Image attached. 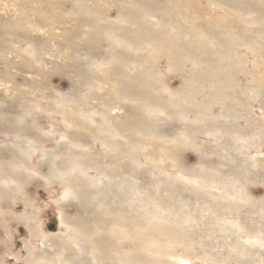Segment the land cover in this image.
I'll list each match as a JSON object with an SVG mask.
<instances>
[{
    "label": "rangeland",
    "instance_id": "374dc122",
    "mask_svg": "<svg viewBox=\"0 0 264 264\" xmlns=\"http://www.w3.org/2000/svg\"><path fill=\"white\" fill-rule=\"evenodd\" d=\"M263 7L264 0H0V264L40 263L46 255L57 260L49 264H119L101 259L75 230L95 217L106 221V206L172 227L143 231L152 248L143 251L147 264H174L172 253L197 264L264 260L255 245L264 241ZM230 49L240 56L229 59ZM215 65L224 80L209 76ZM193 79L205 88L183 101ZM216 93L237 102L236 110L223 112ZM121 122L131 135L125 158L81 137ZM91 152L117 160L119 186L91 169L76 175L100 191L85 205L64 199L67 187L51 162L65 166L73 154ZM125 161L129 171L119 166ZM222 188L245 194V202L223 197ZM24 211L38 221L16 217ZM37 226L45 237L31 239ZM114 238L113 255L128 243Z\"/></svg>",
    "mask_w": 264,
    "mask_h": 264
},
{
    "label": "bare ground",
    "instance_id": "6f19581e",
    "mask_svg": "<svg viewBox=\"0 0 264 264\" xmlns=\"http://www.w3.org/2000/svg\"><path fill=\"white\" fill-rule=\"evenodd\" d=\"M264 10V7L262 8ZM258 10V9H257ZM260 10V9H259ZM258 10V11H259ZM261 12V11H260ZM215 26V25H214ZM171 27V26H170ZM208 29V28H207ZM214 31V30H213ZM217 33V32H216ZM263 36V32L261 33ZM204 35V34H203ZM162 36V35H161ZM207 36V35H206ZM158 37V36H157ZM155 38V37H154ZM160 38V37H159ZM190 38V37H189ZM209 38V37H207ZM157 39V38H156ZM216 39V38H215ZM193 40V39H192ZM236 40V39H235ZM158 41V40H157ZM208 41L212 42V39H208ZM162 42V41H161ZM228 42V40H227ZM169 43V42H168ZM177 43V42H176ZM248 43V42H247ZM178 45V44H177ZM229 45V44H228ZM252 45V44H251ZM160 47L163 48H171L172 45L170 44L169 46H166L165 43L163 42L162 45H160ZM225 47V46H224ZM252 47V46H251ZM174 48L179 49L180 47L176 46ZM250 50H253L256 54L257 57H261V54L259 53L258 50L256 49H252L250 48V44L248 47ZM176 49V50H177ZM183 49V48H182ZM233 49V48H232ZM240 49V48H239ZM168 50V49H166ZM187 50V49H186ZM215 50V49H214ZM235 50V49H234ZM171 51V50H168ZM184 51V50H183ZM231 51V49H230ZM159 52V51H158ZM162 52H164L162 50ZM172 52V51H171ZM177 52V51H176ZM190 52V51H189ZM210 53H212V47L210 48ZM209 53V54H210ZM262 53V52H261ZM196 54V53H195ZM263 54V53H262ZM168 55V54H167ZM221 55V54H220ZM171 56V54H170ZM184 56V55H183ZM186 58L192 61V64L195 65H199L200 64V60L199 57H197L196 55L191 53L185 54ZM228 58L230 59V57H234V56H240L238 51H231L230 55H227ZM226 57V56H222ZM247 57V56H246ZM241 58V57H240ZM234 59V58H233ZM236 59V58H235ZM170 60V58H169ZM240 60V59H239ZM242 60V59H241ZM240 60V61H241ZM171 61V60H170ZM236 62V61H235ZM247 62V61H246ZM232 63V62H231ZM170 64V63H169ZM226 64V63H225ZM238 64V63H237ZM213 65V63H212ZM172 67V65H170ZM175 66V65H174ZM243 66V65H242ZM198 67V66H197ZM200 67V66H199ZM207 68V67H206ZM215 68H217V66H211L210 68H208L206 71L210 70V77L212 76L214 81H220V80H224L225 76L224 75H220L219 73H217L215 70ZM243 68H249L247 66H244ZM241 69V68H240ZM237 71V70H236ZM196 72V71H195ZM249 72V71H248ZM204 73V72H202ZM185 74V73H184ZM213 74V75H212ZM190 75V74H189ZM195 78V77H194ZM198 79V78H197ZM202 80V78H199ZM187 81V80H186ZM199 81V80H198ZM196 82L193 80L189 81L190 85L185 86V90L183 91V95L181 99H183V101H187L188 96H193L194 93H197V90H204L205 87H203L204 83L201 84L200 82ZM256 82H259L258 80ZM188 83V82H187ZM195 83V84H194ZM192 84H194V87H192ZM260 84V83H259ZM121 85V84H120ZM117 86V85H116ZM203 88V89H202ZM220 88V86H214L213 88H211V90L214 92L215 89ZM129 89V88H128ZM182 89V88H181ZM166 91H169L170 93H172L171 90L165 88ZM129 91V90H128ZM135 91V90H134ZM145 91V90H144ZM217 91V90H215ZM140 92V91H139ZM179 92V91H178ZM125 93V92H124ZM211 93V92H210ZM148 94V92H147ZM178 95V94H177ZM210 95V94H209ZM195 96V95H194ZM197 96V94H196ZM229 95H226V97ZM151 97V94H150ZM178 97L180 98V94L178 95ZM214 99L216 100V103H219L223 108L224 111H230L232 110H236V108L238 107V103L231 100V99H223V98H219L218 94H214V96H212ZM230 97V96H229ZM152 98V97H151ZM237 99V97H234ZM233 98V99H234ZM154 99V98H153ZM228 100V101H227ZM240 101V100H239ZM240 103V102H239ZM120 105V104H119ZM187 105V104H186ZM121 106V105H120ZM186 108V107H185ZM230 108V109H228ZM228 109V110H227ZM194 110V109H193ZM225 115V114H224ZM109 118V117H108ZM97 120V119H96ZM117 124V123H116ZM119 124V125H118ZM117 126L115 127H108L107 129H102L103 132L101 135L98 134L97 130H92V132L90 133V135H81L82 136H86V137H90L93 139V141L100 139V141L105 143V147L106 149H111L114 150L113 147H116L117 149L115 151L118 152V154L116 155H120L121 158H125V154L123 152H125L126 147H125V141H127V137L126 136V132L129 131V126L126 123H118ZM143 124V123H142ZM121 125V126H120ZM146 125V124H145ZM97 126V125H96ZM139 128V127H138ZM233 130V129H232ZM133 131V130H132ZM99 132L100 129H99ZM134 132V131H133ZM143 133V132H142ZM81 134V133H80ZM131 134V133H129ZM133 134V133H132ZM144 134V133H143ZM119 135V138H116V136ZM131 136V135H130ZM130 136H129V141H130ZM132 138V137H131ZM122 139V140H121ZM134 140V138H133ZM136 141V140H134ZM96 142V141H95ZM122 145V146H121ZM74 146L76 147H80V145L75 144ZM82 148V147H81ZM79 149V148H78ZM90 148H88L87 150H85L86 152H88ZM79 151H81V149H79ZM93 151V150H92ZM129 152V151H128ZM89 153V152H88ZM92 153V152H91ZM142 153V152H141ZM89 156H85L84 159L79 157V156H75L74 154L72 155V157H69L68 159H65L63 161L67 162L64 163L66 164L65 166L60 165L58 162H54L52 161L51 163L53 164V170L52 173L55 171L60 172V176H61V180L63 181L62 183L67 187V191H65L63 193V198L64 199H69L70 197H74L76 198L78 201H81L84 203V205L86 203L89 202V198L88 195L91 193H95L97 194L98 191H100V189H96V187H92L93 186V181L91 180H87L85 178H83L81 175H76L77 174H85L87 171L91 170V169H95L98 171H101L103 173V175L105 177H107V181L109 184L113 185H117L119 186V183L116 182L114 179L115 177L118 176L119 173L116 172V168H115V164L117 163L113 160L110 159L108 160V162H103L101 161V159L97 160V155L100 156V154L94 152L92 154H89ZM105 156V155H104ZM68 157V156H67ZM102 157V156H101ZM100 157V158H101ZM108 157V156H107ZM119 158V157H118ZM11 160H15V157H12ZM107 161V160H106ZM14 162V161H13ZM119 162L121 163V161L119 160ZM126 162V161H125ZM124 162V164L122 163L121 167H123V169H128L126 171H129V165L127 161L126 163ZM71 171H74V173H71ZM119 172V171H118ZM198 180H194V181H199ZM214 181V180H213ZM207 186H209V184H206ZM116 186V187H117ZM91 187V188H90ZM19 187H16V189L18 190ZM126 188V187H125ZM124 188V189H125ZM212 190V189H211ZM126 191V189L124 190ZM112 192V191H111ZM121 193V195H119ZM112 194H117L119 197V200L121 201V198L124 196V194L122 192H119L117 190L114 191V193ZM142 195V194H141ZM218 195V194H217ZM216 195V197H218ZM220 195H223V197H229L231 198H235L236 202H242L245 200V194L243 193H238L235 196H231V193H229L228 191H226L225 189L223 190V188L220 191ZM222 197V196H221ZM119 201V202H120ZM245 202V201H244ZM121 204V203H120ZM117 203V205H120ZM26 206H28V204H25ZM234 207V206H233ZM106 211H105V215L109 214L111 215V217H106V221H104L103 219H99L98 217H95L94 219L91 220V224L90 225H82L81 222H79L78 227H75V223H73V225H70V228L72 229L73 227H75V230L78 234H80L81 240L82 242L84 240H87V244H89L90 246V250L93 252H97L99 254V257L101 259L104 258H108L111 259L112 257L114 258V260H116L119 264H145L146 262L143 261V251H148L151 250V245L149 242V245L147 243H145L144 239H143V231H153L154 229H160V226L162 228L161 231H163V234H169L171 233V226H165V225H160L159 227L153 224H149L146 223V221H143V218L139 215H135L133 217H131L132 215L126 214L125 212H121L119 210H116L114 208H110L108 206H106ZM124 209V208H123ZM224 209V208H223ZM16 217H18L19 219L23 218V220H25L26 222H37L38 221V215L35 213H31V212H27L24 211L23 213H17ZM109 218V219H108ZM108 219V220H107ZM148 220V219H147ZM64 221V217H62L59 221H58V226L59 224H62ZM39 223V222H38ZM158 223V222H157ZM158 229V230H159ZM174 230V227H173ZM30 234L29 237L32 239H36L40 236H44L43 235V230L41 226H37L36 229H29ZM159 231V232H161ZM165 231V233H164ZM157 232V231H156ZM176 232V231H175ZM174 232V233H175ZM259 233V231H256ZM54 233V232H53ZM56 233V232H55ZM156 234V233H155ZM148 235V234H147ZM171 235V234H170ZM252 235V234H251ZM153 236V235H152ZM115 237L117 240H121L122 238L126 239L128 243H123L124 245H120V246H124L125 250H120L118 248L117 253H115L113 255V253L109 254V251H107V249H109L110 247L108 246V243H110V239L109 238H113ZM256 237V236H254ZM26 238V237H25ZM114 238V239H115ZM172 238V237H171ZM28 239V238H27ZM24 239V242L25 240ZM108 239V240H106ZM148 239V237H147ZM155 239V238H153ZM152 239V240H153ZM152 240H150V242L152 243ZM158 241V239H157ZM70 241H66V243H69ZM120 243V242H119ZM157 242L154 241V244H152V246H156L157 247ZM173 243V242H171ZM61 245L64 244V242L60 243ZM77 244V243H76ZM251 245H254L253 243H250ZM127 245V246H125ZM255 245H257L260 248L264 249V241L261 239H255ZM42 246L44 247V249H48L49 246H47V244H45L44 242L42 243ZM88 246V245H87ZM119 246V245H118ZM149 246V247H148ZM31 247V246H30ZM121 247V248H124ZM160 247V246H159ZM161 248V247H160ZM163 249V248H162ZM155 250V249H154ZM152 251V250H151ZM161 251V250H160ZM150 252V251H149ZM164 252V251H163ZM165 253V252H164ZM163 253V255H164ZM260 253V252H259ZM258 253V254H259ZM104 254V255H102ZM158 254V253H157ZM27 255L29 256V258H32L34 260H36L37 255L36 253L30 248L27 252ZM111 255V256H110ZM250 255V254H249ZM262 255V254H261ZM160 256V254H159ZM166 256L170 258H174L176 263L174 264H197L196 262H194L192 260L193 257L191 256H183V255H178V254H167ZM165 256V257H166ZM261 257V256H260ZM95 256H92V259L95 262ZM160 259V258H159ZM99 260V259H98ZM113 260V261H114ZM41 262H34V264H49V263H56L57 260L54 257H48L47 255L40 260ZM107 261V260H106ZM157 261V260H156ZM155 261V262H156ZM112 262V261H111ZM151 262V261H150ZM259 264H264V260H260L258 262ZM147 264V263H146ZM160 264V263H159ZM171 264V263H170Z\"/></svg>",
    "mask_w": 264,
    "mask_h": 264
},
{
    "label": "flooded vegetation",
    "instance_id": "af4514ba",
    "mask_svg": "<svg viewBox=\"0 0 264 264\" xmlns=\"http://www.w3.org/2000/svg\"><path fill=\"white\" fill-rule=\"evenodd\" d=\"M53 227H55V224H54V222H52V223H49V229H53Z\"/></svg>",
    "mask_w": 264,
    "mask_h": 264
},
{
    "label": "water",
    "instance_id": "95a60500",
    "mask_svg": "<svg viewBox=\"0 0 264 264\" xmlns=\"http://www.w3.org/2000/svg\"><path fill=\"white\" fill-rule=\"evenodd\" d=\"M53 229H54V227H53Z\"/></svg>",
    "mask_w": 264,
    "mask_h": 264
}]
</instances>
